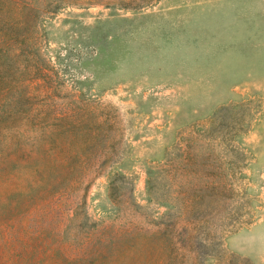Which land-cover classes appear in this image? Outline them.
I'll list each match as a JSON object with an SVG mask.
<instances>
[{
    "label": "rangeland",
    "instance_id": "374dc122",
    "mask_svg": "<svg viewBox=\"0 0 264 264\" xmlns=\"http://www.w3.org/2000/svg\"><path fill=\"white\" fill-rule=\"evenodd\" d=\"M0 264H264V0H0Z\"/></svg>",
    "mask_w": 264,
    "mask_h": 264
}]
</instances>
